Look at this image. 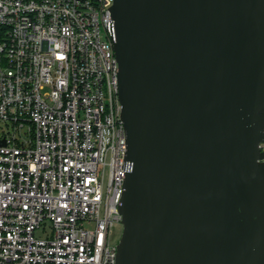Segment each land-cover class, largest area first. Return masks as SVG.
<instances>
[{"label":"water","instance_id":"water-1","mask_svg":"<svg viewBox=\"0 0 264 264\" xmlns=\"http://www.w3.org/2000/svg\"><path fill=\"white\" fill-rule=\"evenodd\" d=\"M112 16L116 264H264V0H114Z\"/></svg>","mask_w":264,"mask_h":264},{"label":"built area","instance_id":"built-area-1","mask_svg":"<svg viewBox=\"0 0 264 264\" xmlns=\"http://www.w3.org/2000/svg\"><path fill=\"white\" fill-rule=\"evenodd\" d=\"M113 4L0 0V264H116L128 148Z\"/></svg>","mask_w":264,"mask_h":264},{"label":"rangeland","instance_id":"rangeland-1","mask_svg":"<svg viewBox=\"0 0 264 264\" xmlns=\"http://www.w3.org/2000/svg\"><path fill=\"white\" fill-rule=\"evenodd\" d=\"M112 229H113L114 233H116V236H115V238L113 240V242L116 243L117 241H119V239L121 237L123 226H122V224H117ZM40 233L41 232H37V236H41Z\"/></svg>","mask_w":264,"mask_h":264}]
</instances>
